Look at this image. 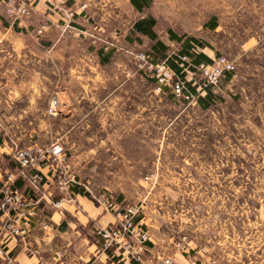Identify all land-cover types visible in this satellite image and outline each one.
Here are the masks:
<instances>
[{"label": "rangeland", "instance_id": "374dc122", "mask_svg": "<svg viewBox=\"0 0 264 264\" xmlns=\"http://www.w3.org/2000/svg\"><path fill=\"white\" fill-rule=\"evenodd\" d=\"M5 1L0 0V25L7 22ZM67 1L71 5L77 2L78 8L85 4L84 11L92 15L91 24L100 21L105 12L100 9L104 0ZM110 1L112 5L116 2ZM126 1L118 0L121 16L136 20L137 12ZM155 1L161 13L157 22L161 32L172 27L183 35L185 23L202 32L206 23L217 17L219 31L205 30L201 41L215 50V56L233 62L231 77L226 76L212 89L213 106L202 111L193 102L174 99L167 90L156 93L154 83L134 70L131 56L124 51L114 47L103 53L89 40L91 47L110 57L106 71L113 78L108 86L118 82V74H114L118 60L138 79V128L132 142L81 143L87 149H97V156L70 159L73 169L91 192V199L110 193L105 191L107 187L114 198L121 192L126 196L124 203L141 205L152 238L162 237L172 250L185 238V250L198 252L191 258L194 264H264V176L258 173L259 154L264 153V0ZM114 26L111 32L119 31L117 21ZM150 45L143 37L131 48L147 51ZM164 45L171 54L181 46L167 41ZM195 78L199 82L200 78ZM49 97L44 94L38 102L44 111ZM16 114L12 110V118L4 124L0 110V143L5 142L11 156L14 144L28 145L35 138L42 143L54 140L51 129H41L38 137L31 134L37 127L28 120L20 126L13 120ZM39 116L43 123L52 118L40 111ZM105 117L98 112L91 116L92 131L97 135V123ZM114 150L124 157H115ZM0 163L3 165L1 158ZM202 248L206 252H200Z\"/></svg>", "mask_w": 264, "mask_h": 264}, {"label": "crops", "instance_id": "0c3cea01", "mask_svg": "<svg viewBox=\"0 0 264 264\" xmlns=\"http://www.w3.org/2000/svg\"><path fill=\"white\" fill-rule=\"evenodd\" d=\"M29 2L33 7L30 18L17 25L8 21L0 25L2 34L0 37V110L4 115L1 122L8 123L12 118L13 110L14 114L17 111V116L13 117V120H18L20 126L28 120L29 124L37 127L31 134L38 137L42 132L41 129H51L54 131V140L63 145L70 159L97 156V149H87L81 143L132 142L138 128V79L124 70L126 65L124 61L118 60L119 69L114 73L118 74L116 75L119 78L118 82L108 86V81L113 78L109 77L106 71V64L110 57L89 45L90 39L87 37V32L97 34L105 32L111 35V29L115 27L114 22L117 21L119 33L116 50H120V47L132 49L131 46H136L139 38L145 37L151 42L147 52H152L151 47L155 40L134 29L136 22L151 19L154 22L152 31L156 40L163 44L166 41L177 42L181 44L179 51H185L188 43L184 44L183 41L178 42L172 39L167 30L166 32L158 31V15L161 13L157 11L155 0H151L149 7L142 12L137 11L130 4V0H127L126 2L131 5L130 8L138 14L136 20L132 21L123 19L118 0L113 1V5L110 0H104L100 9L102 7L105 12L100 17V21L94 20V24H91L92 15L79 9L77 2L74 3L76 7L71 5V1L68 2L71 8L76 9V15L71 23H67L61 10L48 6L43 0H29ZM92 14L95 13L92 12ZM186 20L187 17L183 21ZM95 29L99 31L93 32L92 30ZM219 29L220 23L217 17L204 26V31L211 33L218 32ZM170 30L175 33L172 27ZM183 31L185 37L202 42L204 31L188 27L186 23ZM161 33L164 35L159 36ZM254 42L257 41L254 39ZM205 45L207 46L203 48V52L213 59L215 50L208 49V44ZM207 49L210 54L206 53ZM146 80L150 79L146 78ZM150 82L153 83L151 80ZM207 91L212 93V89ZM206 93L205 91L201 97H204ZM44 94L55 95L60 102L58 114L50 118L49 123H43L39 116V111L45 115L44 109L38 105ZM213 99L215 101L214 95ZM176 100L187 103L181 99ZM214 101L205 105L204 102L200 103L196 100L193 105L206 111L213 106ZM109 111H113L114 114H108ZM32 112L35 113L33 118H27V114L31 115ZM96 112L106 116L103 120L99 119L97 123L98 135L92 131L91 123V116ZM133 129L136 134H133ZM35 141L38 139L35 138L33 142ZM11 152L5 147V142L0 143V158L3 161V165L2 163L0 165L5 171H14L16 168L15 161L11 160ZM113 153L115 157H124L118 150H114ZM42 170L46 174V180L34 195L39 199V206L32 234L33 243L38 248L40 257L50 261L54 251H60L63 255L60 264H135L126 261L118 263L111 258V252H102L94 242L95 228L113 225L115 223L113 215L104 211L103 207L96 204L89 195L83 194L86 192L83 187H77L68 193L59 191L55 188L48 169ZM258 173L264 176L263 152L259 154ZM78 179L82 182V179L79 177ZM15 185L22 187V182L17 181ZM105 191L110 192L108 193L110 195L112 193L107 187ZM116 194L117 201H126V196L121 192ZM60 199L62 200L60 207L55 208L53 203ZM142 214L140 218L145 224ZM44 220L51 221L57 230L49 244L42 243L40 239L39 223ZM10 244L11 247L14 246L13 243ZM148 250L154 257H170L171 264H194L191 258L195 257L193 254L198 253L194 252V249L191 251L193 254L188 251L176 252L172 250L168 241L154 235L153 238L151 236ZM15 256L18 264H37L35 257H29L23 251H16Z\"/></svg>", "mask_w": 264, "mask_h": 264}, {"label": "built area", "instance_id": "2783aa9c", "mask_svg": "<svg viewBox=\"0 0 264 264\" xmlns=\"http://www.w3.org/2000/svg\"><path fill=\"white\" fill-rule=\"evenodd\" d=\"M48 6L61 10L67 23H71L76 15V9L68 5L67 0H43ZM85 4L79 9L84 10ZM33 14L29 0H6L5 18L14 25L20 24ZM92 44L99 45L103 53L116 47L118 31H113L110 37L103 34L87 32ZM120 50L130 55L134 70L140 72L154 83L156 93L165 90L186 102H195L205 91L217 87L220 81L232 73L233 62L226 56H215L212 62L194 63L197 55L196 48L183 52L172 53L166 58L155 57L147 51ZM176 55L180 62L181 72L188 74L191 79L198 76L189 84L188 78H182L180 72L173 69L168 58ZM191 87H195L192 91ZM60 110V102L55 95L49 97L45 108L48 117H55ZM12 158L16 163L14 171H5L0 165V264H18L16 251H23L29 257H35L37 264H60L62 253L54 251L50 261L43 260L36 245L33 243V224L35 222L39 199L36 193L46 180L42 169L47 168L56 189L68 193L77 187H83L91 194L73 169L72 162L63 145L56 141L32 142L25 146L14 144ZM22 182V187L15 183ZM92 195V194H91ZM92 197V196H91ZM93 201L103 207L104 211L115 218V223L94 230V242L102 252H111V258L119 262L135 264H171L170 257H154L149 254L151 235L142 222L141 205L127 204L117 201L108 193L92 197ZM62 200L55 201L53 206L59 208ZM56 226L49 220L39 223L41 242L49 244L56 232ZM185 238L174 244L176 252L185 253ZM13 243L14 246L11 247ZM200 252H206L204 248ZM210 261L209 264H213Z\"/></svg>", "mask_w": 264, "mask_h": 264}, {"label": "trees", "instance_id": "16d2710c", "mask_svg": "<svg viewBox=\"0 0 264 264\" xmlns=\"http://www.w3.org/2000/svg\"><path fill=\"white\" fill-rule=\"evenodd\" d=\"M150 2L151 0H130V4L139 12H142L144 9L148 8L150 5ZM153 25H154V22L151 19L150 20L142 19L134 24V29H136V31H138L140 34L148 36L149 38L155 40L151 47L152 52H149V53H152L154 56L158 55L159 58H166L171 53H166L165 45L161 41L155 39L156 36L154 32L152 31ZM167 32L172 39L178 42L183 41L184 44L188 43L186 49H190V48L197 49V55L194 60L195 64H198L200 62H207V63L212 62V59L203 52V48L206 46L205 43L200 42L194 38L185 37V35L178 36L176 33H174L170 29H167ZM179 52H183V50ZM168 63L173 69L180 72V75L182 76V78H185V77L188 78L189 84L193 82L194 77L193 79H191V77L188 74L181 72L180 62L177 60L176 55H171L168 58ZM230 75L231 73H229L227 77H229ZM191 89L192 91H195V87H191ZM206 92L207 93L205 94V96L198 97L197 101L200 103L204 102L205 105H209L214 101V99H213V95L211 91H206ZM81 192H83V190H81ZM83 194L88 196V193L86 192L85 193L83 192Z\"/></svg>", "mask_w": 264, "mask_h": 264}]
</instances>
